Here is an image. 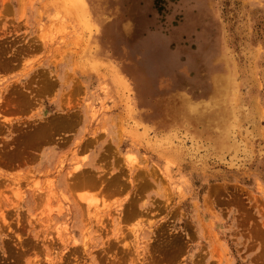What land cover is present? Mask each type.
<instances>
[{
	"label": "rangeland",
	"instance_id": "rangeland-1",
	"mask_svg": "<svg viewBox=\"0 0 264 264\" xmlns=\"http://www.w3.org/2000/svg\"><path fill=\"white\" fill-rule=\"evenodd\" d=\"M82 1L0 0V264H264V0Z\"/></svg>",
	"mask_w": 264,
	"mask_h": 264
},
{
	"label": "bare ground",
	"instance_id": "bare-ground-1",
	"mask_svg": "<svg viewBox=\"0 0 264 264\" xmlns=\"http://www.w3.org/2000/svg\"><path fill=\"white\" fill-rule=\"evenodd\" d=\"M59 1V5L58 8H60L59 14H58V21L60 23H63L66 21L70 22L73 26H75L77 28V30H79L80 32L84 33L88 31V21L85 19V14H84V2L82 0H58ZM57 19V18H56ZM52 20V19H51ZM80 37V36H79ZM84 40V38H83ZM87 59L90 61L89 63L92 65L93 68L95 67H103L109 74V81L107 83V89L112 92L111 96L114 97V90L115 87H120L121 88V73L120 71L117 69V67H115L113 64H111V62H109L110 60H103L102 57H92L90 55H86ZM101 72V71H100ZM105 72V71H104ZM98 75V73H97ZM99 78V77H97ZM102 78V77H101ZM100 78V79H101ZM102 81V80H101ZM100 81V82H101ZM219 81V80H218ZM117 88V89H118ZM119 88V89H120ZM216 91L220 90L218 88V86L215 88ZM104 91V90H103ZM107 94V93H106ZM172 102H167V106H170ZM210 103V102H209ZM186 105V104H185ZM206 108H210L212 106H210L208 103L206 104ZM219 105V104H218ZM222 105V104H221ZM214 107V106H213ZM187 108V106H186ZM224 109V107H222ZM221 108V109H222ZM184 109V108H182ZM190 109V119L192 121H203L205 123H210L211 120L209 118V114L203 112L201 114H199L198 112H196L194 109H192L191 107ZM215 109V108H214ZM220 109V110H221ZM216 110V109H215ZM218 110V109H217ZM222 111V110H221ZM224 112V111H222ZM213 114V113H212ZM225 114V113H224ZM214 116V115H213ZM212 119V118H211ZM216 121V120H215ZM199 122V121H198ZM214 122V120H213ZM203 123V124H205ZM133 125L136 126L137 123L133 122ZM209 125V124H208ZM220 125V124H219ZM223 125V123H222ZM139 127V126H138ZM136 127H132L128 129V133L130 134L131 137H136L137 133L134 131ZM135 139V138H134ZM137 139V138H136ZM131 155H128V158ZM133 157V156H132ZM131 157V159H132ZM134 158V157H133ZM132 161V160H131ZM168 165H166L165 169L167 168ZM59 210V208H57ZM94 209H96L94 207ZM2 214V212H1ZM85 246V244H84Z\"/></svg>",
	"mask_w": 264,
	"mask_h": 264
}]
</instances>
